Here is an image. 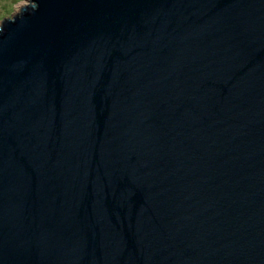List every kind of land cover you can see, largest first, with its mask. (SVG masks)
<instances>
[{
	"label": "water",
	"instance_id": "95a60500",
	"mask_svg": "<svg viewBox=\"0 0 264 264\" xmlns=\"http://www.w3.org/2000/svg\"><path fill=\"white\" fill-rule=\"evenodd\" d=\"M7 20L0 264H264V0Z\"/></svg>",
	"mask_w": 264,
	"mask_h": 264
},
{
	"label": "rangeland",
	"instance_id": "374dc122",
	"mask_svg": "<svg viewBox=\"0 0 264 264\" xmlns=\"http://www.w3.org/2000/svg\"><path fill=\"white\" fill-rule=\"evenodd\" d=\"M17 6H20V8L23 6L21 0H0V16L7 18L17 13Z\"/></svg>",
	"mask_w": 264,
	"mask_h": 264
},
{
	"label": "clouds",
	"instance_id": "9594fccd",
	"mask_svg": "<svg viewBox=\"0 0 264 264\" xmlns=\"http://www.w3.org/2000/svg\"><path fill=\"white\" fill-rule=\"evenodd\" d=\"M27 3H28V0H21V5H24ZM38 7H39L38 3H32L30 8H25L24 11L26 12V10H29V9L32 11H35L38 9ZM19 11H20V6H17L16 12H19ZM4 20H5V18L3 16H0V31H3V29L5 27ZM7 22L8 23H15L16 22L15 14L9 16Z\"/></svg>",
	"mask_w": 264,
	"mask_h": 264
}]
</instances>
